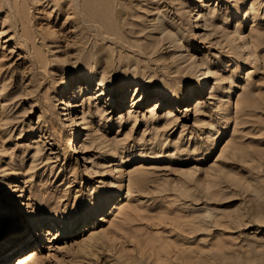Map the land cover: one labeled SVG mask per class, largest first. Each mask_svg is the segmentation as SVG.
Wrapping results in <instances>:
<instances>
[{
	"label": "rangeland",
	"instance_id": "374dc122",
	"mask_svg": "<svg viewBox=\"0 0 264 264\" xmlns=\"http://www.w3.org/2000/svg\"><path fill=\"white\" fill-rule=\"evenodd\" d=\"M263 157L264 0H0L3 264H264Z\"/></svg>",
	"mask_w": 264,
	"mask_h": 264
},
{
	"label": "bare ground",
	"instance_id": "6f19581e",
	"mask_svg": "<svg viewBox=\"0 0 264 264\" xmlns=\"http://www.w3.org/2000/svg\"><path fill=\"white\" fill-rule=\"evenodd\" d=\"M39 1V0H38ZM51 1V0H50ZM65 1V0H64ZM69 1H71V0H69ZM17 2V1H16ZM15 2V3H16ZM20 2V1H19ZM40 2H42V1H40ZM49 2V1H48ZM84 2V1H83ZM69 3V2H68ZM35 4V3H34ZM57 4V3H56ZM69 4H71V3H69ZM85 4V3H84ZM16 5H17V3H16ZM38 5V4H37ZM3 6H4V4H3ZM28 6H29V4H28ZM36 6V5H35ZM72 6V5H71ZM19 7V6H18ZM83 7V6H82ZM102 7V6H101ZM29 8H30V6H29ZM69 8H71V7H69ZM71 9H74V8H71ZM75 9H76V7H75ZM78 9V8H77ZM22 10V9H21ZM82 10H85L86 11V7H85V9H82ZM121 11V10H120ZM127 11V10H126ZM22 12V11H21ZM84 12V11H83ZM76 13H77V11H76ZM79 13V12H78ZM121 14H122V11L120 12ZM125 13V12H124ZM123 13V14H124ZM131 13V12H130ZM82 15H84V14H82ZM129 15V14H128ZM85 16H88V15H85ZM124 16V15H123ZM29 17V16H28ZM84 17V16H83ZM30 18V17H29ZM88 18V17H87ZM124 18H125V16H124ZM127 18V17H126ZM32 19V18H31ZM30 19V20H31ZM91 19V18H90ZM86 20V19H85ZM121 20V19H120ZM125 20V19H124ZM88 21V20H87ZM123 21V20H122ZM128 22V21H127ZM122 23V22H121ZM126 23V22H125ZM32 26V25H31ZM31 28V27H30ZM31 30V29H30ZM28 32V31H27ZM30 34H31V32H30ZM42 34V33H41ZM34 35V34H33ZM32 35V36H33ZM40 35V34H39ZM29 36L30 35H28V40H29ZM48 35H45V36H41V37H43L44 39L47 37ZM34 38V37H33ZM32 39V38H31ZM34 40V39H33ZM45 41V40H44ZM30 42V41H29ZM33 43L35 44V42L33 41ZM231 43V42H230ZM179 70H184V68H182V67H179ZM186 70V69H185ZM176 71V70H175ZM184 72V71H183ZM190 72H192L191 71V69H190ZM207 81V80H206ZM206 84V82L204 81L203 83H201V85L195 90V92H192V93H190V94H185V95H183V96H181V98L183 99V101L185 102V103H187L190 99H192V98H196L199 94H197L196 92L198 91V90H200V88L201 87H203V85H205ZM72 87V85H70V84H68L67 86H66V92H68L69 91V89H72L71 88ZM77 87H82V84H77ZM205 88V87H204ZM72 90H70V92H71ZM99 94L98 95H105V94H107V93H112L114 90H110V88H108L107 86H104V85H100V88H99ZM66 96V97H65ZM68 97H69V94H65L64 95V97H62V99H61V102L62 103H64V107H63V109H68V108H70L71 107V101L68 99ZM166 97V96H165ZM199 98H200V96H199ZM180 99V98H179ZM159 105V104H158ZM158 105H156V106H154L153 108H151V109H149L151 112L153 111V110H155L156 108H159L160 106H158ZM61 113H63V114H65V113H67L65 110L64 111H62ZM83 132V129L82 128H80V129H78L77 131H76V133H78V135L79 134H81ZM85 133V132H84ZM75 152V151H74ZM246 154V153H245ZM247 156H248V154H247ZM261 159V158H260ZM263 159H264V157H263ZM262 161V160H261ZM262 163H264V161L262 162ZM257 165H255V164H251L250 165V168H251V171H254L255 169H257V171H264V165L263 166H260V168L261 169H259V167H257V168H255ZM38 238V237H37ZM23 241L22 242H24L23 244H25L23 247H21V249H20V251L18 252L19 253V255H17L16 256V258H15V260H14V262H13V264H26L27 262H28V260L30 259V258H33V257H35V255H36V253L37 252H35L34 251V249H29V250H27L28 249V247H30V245L32 244V242H34L35 240H33L32 238H30L29 236H25V237H22L21 238ZM22 242L19 244V245H21L22 244ZM27 247V248H26ZM6 258H5V256H2V257H0V264H3L4 263V260H5Z\"/></svg>",
	"mask_w": 264,
	"mask_h": 264
}]
</instances>
